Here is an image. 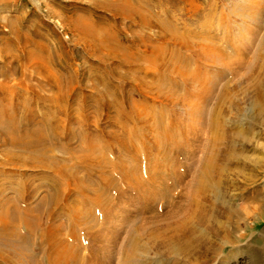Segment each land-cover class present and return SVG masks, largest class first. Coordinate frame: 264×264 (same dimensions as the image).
Listing matches in <instances>:
<instances>
[{
  "label": "rangeland",
  "instance_id": "374dc122",
  "mask_svg": "<svg viewBox=\"0 0 264 264\" xmlns=\"http://www.w3.org/2000/svg\"><path fill=\"white\" fill-rule=\"evenodd\" d=\"M125 1L127 0H0V69L3 70L0 72L2 84L0 85V92H5L8 96L3 104L8 103L7 108L16 107L20 100V94L36 82V77L45 78L46 75H49L50 79L44 85L45 88L41 93L46 96H56L58 91L51 84L57 82L52 79L59 78L61 91H63L66 99L65 106L69 111V116L65 117L61 123L71 130V133L74 134L73 140L81 147L87 148L90 144L94 145L90 155L91 163L96 165L98 162L107 172L120 170L119 166L132 169L135 165L147 172V163L151 164L150 168L158 169L160 162L164 164V151L152 149L151 156H149L145 148L146 145L152 143L150 141L151 134L155 138H159L161 136L159 132L162 133L164 128L169 133L168 135L178 136V143L184 145L181 147L185 148L189 154L188 158V156L179 154L177 150H169L168 172L174 170L175 176L182 175L183 180L188 181L190 176L186 175L185 167L192 163L191 158L193 156L195 159L199 155L201 156V152L195 147L198 142L201 146L205 142V136L203 142L201 141L200 136H203V133L200 122L203 121L204 116L208 117L210 106L214 104L212 90L210 95L208 94L211 96L209 97L210 103L202 102L193 96H185L186 103L188 101L192 103L191 107L187 106L188 104L185 106L176 104L175 107H172L163 98L159 99L150 93L152 82L157 80L153 78L157 75L155 71L159 72L156 65L144 74L136 64L126 68L120 65L118 61L125 59L124 57L129 58L128 55L134 57L139 52L144 53L143 48L138 45L140 35L145 31L144 37L146 35L152 38L155 35L160 37L165 34L162 25L172 27L180 34L184 35L185 33L187 38L191 40L189 43L192 42L193 45L197 44L195 43L196 40L208 41L212 39L213 42H218V39L221 38L224 39V43L228 44L227 46L231 43L237 51L243 46L250 48L251 44L247 45L246 41L251 43L257 37L258 31L264 32V2L260 7L261 10L257 11L258 7L251 3V0H134L135 2L140 1V8L143 9V12H147L149 9L154 16L163 22L153 25L155 27L144 29L138 25L139 17L136 16L132 19L130 15L115 13L110 6L124 5ZM247 6L249 14L245 12ZM238 13L246 16L245 18L250 19L253 23H257V26L241 21L238 18ZM76 21L78 26L74 24ZM218 26L220 28H217ZM209 30L210 34H208ZM209 35H215L218 39L210 38ZM155 42L163 49V55L165 54L166 58L171 56V52L177 50L182 55L185 54L178 46L166 44L162 38ZM255 42L251 49L255 48ZM121 47H124L125 51L118 50ZM110 51L119 54V58H113ZM199 51L201 52L203 49ZM27 52L29 57L26 56ZM235 56L237 55L233 57ZM144 65L146 66L145 61ZM188 66L192 71L196 69L205 71L204 83L212 86V89L221 87L230 78L229 74L220 75L218 66L210 65L207 61L197 64L193 61ZM11 67L18 70L12 73L10 72ZM125 73L127 75H124ZM255 74L257 75L256 71ZM170 78L173 79L168 74L166 78L161 79V86H158L163 96L170 92L167 90L168 88L185 95V90L173 88L170 84ZM149 84L150 86H147ZM244 85H238V111L230 105V101H227L220 108L225 121L223 123L225 130L234 131L238 129V139L233 147L235 150L233 152L238 154L239 158L251 160L252 164V166L242 169L244 171L239 175L238 168L241 169V167H238L235 162L230 161L226 166L224 176L226 180L220 185V192L225 194L222 198L224 200L222 205L226 212L229 211L228 208H238V204L250 201L255 195L256 189L257 191L259 189L264 191V115L256 118L254 115L256 111L251 107L247 98L249 93L242 88ZM183 86L186 88L185 85ZM141 89L145 90L147 95L140 93ZM109 100H115L118 105L110 110L102 104ZM47 103L53 104L52 101H47ZM21 105V111L35 110L39 115L46 113V108L40 105L36 106V104L29 102L28 104L21 103ZM207 107L208 110L205 114ZM118 111L129 116V120L116 119L115 116ZM137 113L143 115L145 123H136L131 120L132 117L137 116ZM235 116L237 117L235 118ZM158 119L159 125H156ZM151 125L155 126L152 127ZM121 126L137 129L138 132L131 135V144L137 153L131 149L126 150L125 146L122 148L118 143L112 144L111 140H108L113 134L118 136ZM171 126H175L173 131L170 130ZM100 128H103L105 132L96 134L95 130ZM146 128L152 133H148ZM44 130L46 132L47 129ZM243 137L248 140L245 141ZM2 141L3 136L0 134V160H6L8 154L6 155L5 151H16V148L9 143H2ZM186 142L188 145H185ZM62 144L66 143L62 141ZM51 149L55 156L70 165L81 163L77 157L75 161L70 160L71 156L68 151L61 149L57 144H53ZM190 149H193V152L189 153ZM78 151L79 149H77ZM85 153L83 149L78 152L79 155ZM135 156L139 159L135 160ZM155 158L156 163H154ZM10 167L11 165L0 163V185L3 188L2 193L13 199L14 203L19 198V190H23V187L29 196L27 198L29 204L31 206L36 205L42 196H48L55 190L50 174H54L58 180L61 177L53 171L42 170V167H34L33 169L32 167L31 169L21 167L17 170L10 169ZM92 174H96L95 171ZM78 175L85 177L87 171L84 168H79ZM114 176L117 180V186L114 185V187L117 189L110 190L107 194L110 200L111 227H105V236L103 238L98 237L97 242L91 245L92 247L89 243H91L90 236L93 234L88 237L84 231L81 230L80 233L82 237L80 256L81 254L82 256H89L93 248L95 254L93 261L96 264L104 262L109 251L115 253L112 264H119L122 260L117 252L120 242L126 238L127 232L126 221L121 219L134 216L135 206L140 205L143 201L134 189L122 185L120 176L117 174ZM143 179L147 180V173H144ZM58 182H60L61 194L67 195L74 192L71 186H67V179L64 177ZM92 183L99 186L95 179L92 180ZM164 189L166 190H163L165 195L168 193V189ZM167 196L159 198V206L163 205V199ZM70 203L81 205L85 210L88 208L96 209L93 206L88 207L82 196H78ZM60 207L59 204L50 209L55 208L54 212H58L61 210ZM119 208H121L120 212ZM114 210L123 217L114 215ZM102 212L97 209L95 211L98 217L102 216ZM148 214L150 213L145 215ZM177 218L181 220L183 217L178 216ZM41 219V224L36 228L35 243L33 244L31 241L24 243L26 251H31L36 259L24 256L23 264H37L45 261L41 254L43 248L40 242L41 233L47 226L64 220L60 217H48L43 214ZM221 220L224 231L219 234V240L216 236H209L205 230H201L202 235L208 236L209 243L218 245L215 246L214 251L220 253V256L209 264H253L255 252L264 251V220L258 222L254 221V218H249L246 221L238 220V209L236 212L227 213ZM238 222H245V226H238ZM11 228L18 229V235L24 234L23 231L25 230L21 227L20 221H15ZM251 237L258 241L251 239ZM113 239L116 245L112 246V249L109 243H112ZM223 239L225 243L220 248V242ZM250 241L256 244L251 246L249 245ZM212 254L213 252L210 253V255ZM224 256H226L225 260L219 262ZM152 257H150V261H154ZM155 258L164 259V257L158 256ZM89 259L92 261V257ZM196 262L197 264H204ZM263 262L262 264H264ZM176 264H185V262L178 256Z\"/></svg>",
  "mask_w": 264,
  "mask_h": 264
},
{
  "label": "bare ground",
  "instance_id": "6f19581e",
  "mask_svg": "<svg viewBox=\"0 0 264 264\" xmlns=\"http://www.w3.org/2000/svg\"><path fill=\"white\" fill-rule=\"evenodd\" d=\"M125 2L124 5L110 6L115 13L130 15L132 19L136 16L139 17L138 25L144 29L155 27L153 25L162 22L149 9L147 12H143V9L140 8V1L127 0ZM263 2L264 0H251V3L256 4V7H258L257 11L261 10L260 7ZM245 10L246 14H249L248 6ZM245 17L238 13V18L241 21L257 26V23H253ZM74 24L78 26L77 21ZM162 28L165 34L160 37L155 35L154 38L147 35L144 37L145 31H143V34L139 37L138 45L143 48L144 53L139 52L134 57L128 55L129 58L123 56L125 59H120L118 63L126 68L136 64L144 74L156 65L159 72L155 71L157 75L153 78L157 80L152 82L150 93L159 99L163 98L172 107H175L176 104L183 106L188 104L187 106L191 107L192 103L190 101L186 103L185 100L186 97L191 96L202 100V102L210 103L209 97L211 96H208V94L210 95L212 90L214 104L210 106L208 117L204 116L203 121L200 122L203 133V136L200 137L203 142L205 136V142L202 146L198 142L195 147L196 150L201 152V156L199 155L196 159L193 156L191 158L192 163L185 167L186 175L190 176V179L185 181L181 177L182 175L175 176L174 170L168 172L170 151L177 150L179 154L188 156V158L189 154L185 151V148L181 147L184 145L178 143V136L168 135L169 133L164 128L162 133L159 132L161 135L159 138H155L151 134L152 132H149L146 128L148 133L151 134L150 141L152 142L146 145L145 148L149 156H151L152 149L164 151V164L160 162L158 169L150 168L151 164L147 163V172L138 165H135L132 169L119 166L120 170L107 172L98 162V165L91 163L90 155L94 145L90 144L87 148L81 147L73 140L74 134L71 133V130L61 123L65 120V117L69 116V111L65 106L66 99L63 91H61L59 78L52 79L57 82L51 84L58 91L56 96H46L41 91L45 88L44 85L49 82V75H46L45 78L36 77V82L20 94V100L18 99L16 107L7 108L8 103H3L8 99V96L5 92H0V134L3 136L2 143H9L16 148V151H5L8 157L6 160H0V163L11 165L10 169L15 170L21 169V167L25 169L42 167V170L53 171L61 176H59V180L62 177L67 179V186H71L74 191L67 195L65 193L61 194L59 180L54 174H50L55 190L48 196H42L36 205L31 206L27 201L29 196L25 193L23 187V190H19V198L14 203L13 199L2 193L3 188L0 185V264H23L24 256L36 259L31 251H26L24 243L27 241L35 243L36 228L41 224L42 214L48 217H60L64 220L47 226L41 233L40 242L43 245L41 254L45 261L37 264H96L93 261L95 255L93 248L89 256H82V254L80 256V251L82 252L80 233L82 230L88 234V237L93 234V236H90L91 243L89 244L91 246L97 242L98 237L103 238L105 236L104 229L106 226L111 227L110 200L107 194L110 190L117 189L114 187V185L117 186V180L114 178L116 174L121 177L123 186L131 187L143 199L140 205L135 206L134 216L121 219L126 221L127 236L120 242L119 251L117 252L122 257L119 264H176L178 256L182 258L185 264H197L196 261L209 264L219 257L220 253L214 251L215 246L218 245L209 243L208 236L202 235L201 230H205L209 236H216L219 240V234L224 231L221 218L227 213L236 212V209H238V220L246 221L249 218H254L256 222L264 220V191L260 189L257 191L256 189L255 195L250 201L238 204V208H228V212L223 209L222 205L224 204L222 198L225 194L220 192V185L226 180V177H224L225 168L230 161L241 167V169L238 168V175L244 171L242 169L252 166L251 160L239 158L238 154L233 152L235 151L233 147L238 139V129L234 131L225 130L223 127L225 121L220 108L227 101H230V105L238 111V85L245 84L242 88L249 93L247 98L251 107L256 111L254 115L256 118L264 115V32L260 33L258 31V38L256 37L251 43L246 41L247 45L251 44L250 48L249 46H243L237 51L231 43L227 46L228 44L224 43V39H218L215 35H209V37L218 39V42H213L212 39L208 41L196 40L195 43L197 44L193 45L192 42L189 43L191 40L187 38L184 32H182L184 35L180 34L167 25H162ZM217 28H220V26ZM208 34H210V30ZM159 38H162L166 44L178 46L185 54L182 55L177 50L171 52V56L166 58L165 54L163 55V49L155 42ZM254 42L255 48L251 49ZM201 49L203 51L200 52ZM118 50L125 51L124 47ZM113 51H110L112 57L119 58V54L117 55ZM234 55L237 56L233 57ZM26 56L29 57L28 52ZM193 61L196 64L207 61L210 65L218 66L220 75L229 74L230 78L221 87L212 89V86L204 83V79H206L204 78L205 71L201 69L192 71L189 68L188 65L192 64ZM260 61L261 63H259ZM17 70L15 67L10 68L12 73ZM0 72H3V70L0 69ZM168 74L173 77V79L170 78V84L173 88L177 87L185 90V95L168 88L167 90L170 92L163 96L158 86L161 79L166 78ZM124 75H127V73ZM248 79L249 81H247ZM144 84L146 85V83ZM0 85H2L1 82ZM147 86H150V84ZM145 92L142 89L140 91L143 94ZM47 101H52L53 104L49 105ZM28 102L45 107L46 113L39 115L35 110L21 111V103L28 104ZM102 104L110 110L118 105L115 100H109ZM19 110L20 112H18ZM207 110L208 107L205 114ZM13 113H15V116H13ZM115 117L122 120H129L130 118L119 111ZM131 120L136 123H145L143 115L139 113ZM158 121L159 119L156 121V125H159ZM151 126L154 127L155 125ZM174 128L175 126H171L170 130L173 131ZM44 129H47L46 132ZM102 132H105L103 128L95 130L96 134ZM136 132H138L137 129H128L121 126L118 136L108 133L111 135V139L108 140H111L112 144L118 143L122 148L125 146L126 150L131 149L134 153H137L131 144V135H135ZM243 139L248 140L244 137ZM62 141L66 144L63 145ZM53 144L67 150L71 156L70 160L75 161L77 157L81 163L79 161L80 164L76 162L78 165H70L62 161L53 154L51 149ZM185 145H188V143L186 142ZM77 149L79 151L83 149L86 153L79 155ZM168 151L169 153H167ZM190 152H193V149H190ZM134 159L138 160L139 158L135 156ZM156 162L155 158L154 163ZM26 166H30V168ZM116 167L118 166L116 165ZM79 168H84L87 171L85 177L78 175ZM93 171L96 174H92ZM144 173H147V180L143 179ZM93 179L97 181L99 186L92 183ZM158 186L159 188H157ZM160 188L163 189L159 190ZM164 188L168 189V193L165 194L168 196L163 199V205L159 206V198L165 196L163 194ZM78 196L84 198V203L88 207L93 206L97 210L103 211L102 216L98 217L96 215V209L92 210L86 207L88 210H85L81 205L71 204L70 201H74ZM59 204L61 205L60 211L54 212L55 208L50 209L53 206L57 207ZM120 211L121 208H119ZM119 212L114 210L113 214L123 217ZM146 213L150 214L145 215ZM178 216L183 218L179 220ZM15 221H20L21 227L25 230L23 235L17 234L18 229L11 228ZM244 223L238 222V226L244 227ZM251 239L257 240L252 237ZM223 243H225L224 239L220 242V248L223 247ZM253 244L256 243L250 241L249 245L252 246ZM260 244L263 246L262 243ZM115 245L116 242L113 239L109 246L114 247ZM212 252L213 254L210 255ZM257 252L253 255V264H262L264 251ZM114 255V252L109 251L107 259L101 264H112ZM151 256H153L154 261H150ZM156 256L164 257V259L158 260L155 258ZM90 257H92V261H90ZM225 257H222L219 262L225 260Z\"/></svg>",
  "mask_w": 264,
  "mask_h": 264
}]
</instances>
